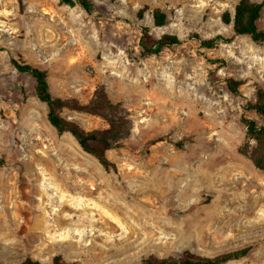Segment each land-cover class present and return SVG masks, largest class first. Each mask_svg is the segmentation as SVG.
<instances>
[{
  "label": "rangeland",
  "instance_id": "1",
  "mask_svg": "<svg viewBox=\"0 0 264 264\" xmlns=\"http://www.w3.org/2000/svg\"><path fill=\"white\" fill-rule=\"evenodd\" d=\"M91 1L87 12L61 0H0V264H141L246 247L228 264H264V171L239 153L242 118L263 124L244 106L264 90V43L222 22L241 0ZM156 10L166 25L154 24ZM145 33L182 42L146 55ZM217 36L229 42L202 46ZM12 58L46 71L55 98L86 104L103 85L129 109L132 135L107 153L115 170L58 134ZM229 79L243 82L240 96ZM61 115L85 131L108 127Z\"/></svg>",
  "mask_w": 264,
  "mask_h": 264
},
{
  "label": "trees",
  "instance_id": "2",
  "mask_svg": "<svg viewBox=\"0 0 264 264\" xmlns=\"http://www.w3.org/2000/svg\"><path fill=\"white\" fill-rule=\"evenodd\" d=\"M23 5L24 0H19ZM61 3L76 6L79 5L85 11L91 12L94 5L91 0H61ZM264 11L263 3L241 0L235 7L234 12L226 11L222 15V22L232 27L235 36H249L256 43H264V30L260 29L259 22ZM145 12L140 11L139 17L143 18ZM154 24L162 27L167 23V15L160 10L153 12ZM182 40L175 35H164L160 40L149 41L147 33L141 40L143 53L146 55H158L164 48L180 45ZM229 42L222 36L203 40L202 46L207 49L215 48L219 43ZM14 68L20 74H26L34 80L36 97L48 108V121L58 134H70L79 144L81 149L94 157L106 170H115L116 166L108 158V151L119 148L130 138L134 129V121L131 112L121 102L111 100L105 86H99L88 103L82 104L77 99H62L53 97L50 91L47 72L15 58L11 59ZM242 81L229 79L227 87L234 96H240ZM25 94V92H24ZM63 110L75 111L103 119L108 127L85 131L78 123L65 119L61 113ZM245 111L255 112L263 121L259 124L256 120L246 117L242 123L246 128V143L239 149V153L248 158L257 170L264 171V90L258 89L256 101L248 102L244 106ZM250 141L255 145L251 146ZM252 247H246L234 252L225 253L216 257H203L186 251L182 257L157 258L149 257L141 264H228L246 258ZM22 264H43L33 259H27ZM54 264L64 263L61 257L54 259Z\"/></svg>",
  "mask_w": 264,
  "mask_h": 264
}]
</instances>
